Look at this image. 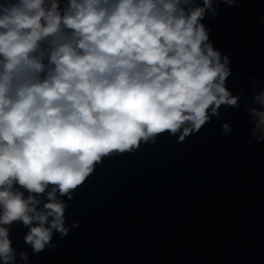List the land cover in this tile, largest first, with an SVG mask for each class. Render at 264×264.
Wrapping results in <instances>:
<instances>
[{"label":"clouds","instance_id":"clouds-1","mask_svg":"<svg viewBox=\"0 0 264 264\" xmlns=\"http://www.w3.org/2000/svg\"><path fill=\"white\" fill-rule=\"evenodd\" d=\"M221 4L243 0H0V264H29L17 223L34 255L79 227L69 202L105 158L182 143L241 107L204 23ZM251 92L248 145L264 142V81Z\"/></svg>","mask_w":264,"mask_h":264}]
</instances>
